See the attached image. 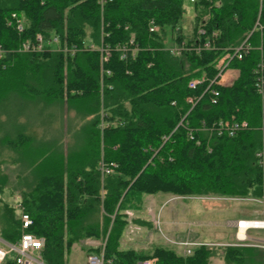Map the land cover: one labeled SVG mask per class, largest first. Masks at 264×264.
Listing matches in <instances>:
<instances>
[{"label":"trees","instance_id":"obj_1","mask_svg":"<svg viewBox=\"0 0 264 264\" xmlns=\"http://www.w3.org/2000/svg\"><path fill=\"white\" fill-rule=\"evenodd\" d=\"M190 3L196 13L187 40L185 0H111L103 8L98 0H0V45L7 51L0 58V148L10 147L24 168L20 204L33 219L29 230L46 239L48 264H68L73 245L89 238L101 245L87 253L103 251L105 264L152 256L160 264H214L217 255L225 264H264V249L247 243L221 252L202 244L187 256L165 245L152 251L121 246L128 225L124 202L133 193L264 197L258 155L264 151V97L256 87L264 60V0ZM12 13L26 16L24 32ZM152 19L161 27L157 32L149 29ZM202 25L205 34L198 33ZM38 32L58 34L78 50L18 51ZM132 37L139 49L122 58L117 47ZM245 39L252 48L229 65L238 71L235 79L212 85L219 91L216 103L208 81L189 87L193 78H214L219 59ZM170 40L192 49L174 55ZM206 42L210 47L195 50ZM89 43L110 46L109 59L102 61ZM191 96L200 97L193 107ZM233 116L249 128L234 136L204 128ZM30 124L44 129L40 139ZM57 132L62 139L71 134L70 142ZM101 162L114 163L113 172L103 174ZM2 163L0 230L16 242L24 229L1 196L8 182ZM1 264H16L14 256Z\"/></svg>","mask_w":264,"mask_h":264},{"label":"rangeland","instance_id":"obj_2","mask_svg":"<svg viewBox=\"0 0 264 264\" xmlns=\"http://www.w3.org/2000/svg\"><path fill=\"white\" fill-rule=\"evenodd\" d=\"M184 6L186 11L182 26L186 39L189 40L194 36L196 12L189 0H185ZM171 42L172 40L168 44ZM237 72L235 76L233 75L234 77L230 76V78L233 77L232 81ZM69 115L72 116L68 113L66 117ZM30 130H34L39 139L44 134V129L39 128V125L33 127L30 124ZM56 136L64 140L65 144L71 140V134L66 132H64V139L61 133L57 132ZM0 159L4 160L1 167L8 176L7 186L1 196L16 209L19 216V198L24 188L19 174H22L24 168L15 161V152L11 151L7 145L0 148ZM123 211L127 215L128 223L121 239V246L125 249L152 251L157 245H165L181 254L185 247L179 242L186 240L218 246L220 252L223 246L233 244H264V229L251 228L247 230V238L238 239V229L234 224V221L239 218L264 219V197L180 196L165 192L133 193L126 198ZM89 246L82 244L81 241L75 243L69 263L88 264L87 248ZM192 248L195 249V247ZM213 261L214 264H225L221 255L214 256Z\"/></svg>","mask_w":264,"mask_h":264},{"label":"built area","instance_id":"obj_3","mask_svg":"<svg viewBox=\"0 0 264 264\" xmlns=\"http://www.w3.org/2000/svg\"><path fill=\"white\" fill-rule=\"evenodd\" d=\"M111 0H98V3L103 8L104 4ZM196 0H190V2H195ZM11 18L15 21L16 28L19 32H24L25 24H26V16L24 14H17L12 13ZM207 18V16H205ZM11 23V22H10ZM160 26L155 23L152 19L150 20L149 29L151 32H157L160 30ZM206 30L204 26H200L198 29L199 34H205ZM208 48L210 47L209 42H206L204 46L198 45L195 47L197 52L201 51V48ZM86 48L90 49H99L102 53V61H107L111 55V48L108 45H100L96 46L93 43H89L86 45ZM119 50L122 51V58L127 57L128 51H131L133 56L136 55L139 47L135 44L134 38L132 37L127 44L119 45L117 47ZM252 48V45L245 39L240 45L233 48L230 52L225 53L217 63L218 73L214 78H207L205 76L199 78H193L189 82V87L192 89L197 88L199 85L203 84L204 82L208 81V86L206 90H210L212 94V102H217V97L219 96V91L212 87V85H227L230 81H232L233 77L235 76L236 69H232L229 67L231 60L236 58H243L244 54L247 53ZM48 49L51 50H63L68 51L71 54H74L78 47L76 45H72L71 47L65 46L61 42V38L58 34H52L50 37L46 38L41 32H38L33 38H27L22 41L21 46L19 47L18 51L20 52H43ZM167 49L174 55H181L185 50L192 49L189 47L186 42H182L181 44H176L173 41L171 44H168ZM7 51L0 45V58H4ZM259 73L258 82L256 83V87L260 95L264 97V60L262 61L260 68L257 71ZM233 76L230 78V76ZM230 80V81H229ZM200 97L191 96L188 98V101L192 104V107L198 102ZM264 123V121H263ZM264 125V124H263ZM204 128L209 129L210 131L217 132L218 134L222 135L227 133L229 136L236 135L239 131L243 129L249 128V123L246 120H237L234 116L231 119H222L219 122L213 124L211 127ZM260 157V163L264 165V151H260L258 153ZM115 166L114 163L106 164L104 162L100 163V169L103 174H110L113 172V167ZM19 217L21 220L22 228L24 229L21 238L16 242H11L5 239L1 235L0 230V264L3 263L9 255H13L15 258L16 264H48L42 255L43 248L46 243V239L44 236H38L35 233L31 232L29 229L33 224V219L29 213L23 210V207L20 204V212ZM238 223H235L237 222ZM234 222L235 226L238 229L241 227L246 228L247 230L251 228H261L264 229V219H248V218H241ZM249 222V223H248ZM246 223V224H245ZM248 223V224H247ZM238 237V233H237ZM238 239H241L238 237ZM245 239V238H244ZM179 244L183 245L185 248L183 250V255H191L193 254L194 248L204 243L197 242V241H181ZM256 245V244H254ZM260 246L264 248V244H257L256 246ZM87 263L88 264H105V259L103 255V251L101 254H97L95 252H89L87 254ZM135 264H160L159 258L157 256H152L149 258H145L139 260Z\"/></svg>","mask_w":264,"mask_h":264},{"label":"crops","instance_id":"obj_4","mask_svg":"<svg viewBox=\"0 0 264 264\" xmlns=\"http://www.w3.org/2000/svg\"><path fill=\"white\" fill-rule=\"evenodd\" d=\"M184 30V29H183ZM185 34V33H184ZM186 35V34H185ZM239 219H241V218H239ZM238 220V219H237ZM236 221V220H235ZM234 221V222H235ZM81 243L83 244V243H85V244H87V245H90V246H94V247H97V246H100L101 245V242L100 241H98V240H95V239H91V238H89V239H86V240H82L81 241ZM202 243V242H201ZM123 248V247H122ZM135 249V248H134ZM87 254V253H86ZM70 256H71V253H70ZM70 256H69V258H70ZM68 264H70L69 263V261H68Z\"/></svg>","mask_w":264,"mask_h":264},{"label":"bare ground","instance_id":"obj_5","mask_svg":"<svg viewBox=\"0 0 264 264\" xmlns=\"http://www.w3.org/2000/svg\"><path fill=\"white\" fill-rule=\"evenodd\" d=\"M235 223H238V221L235 222ZM248 223H249V222H248ZM248 223H247V224H248ZM245 224H246V223H245ZM238 237L241 238V239H244V238H247V237H248V235H247V233H246V228H245V227H241V228L239 229Z\"/></svg>","mask_w":264,"mask_h":264}]
</instances>
